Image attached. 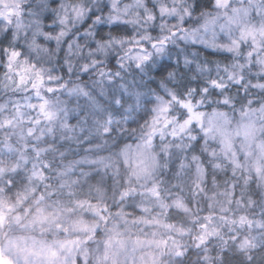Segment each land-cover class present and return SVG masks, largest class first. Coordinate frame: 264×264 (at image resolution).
Masks as SVG:
<instances>
[{
  "label": "clouds",
  "instance_id": "1",
  "mask_svg": "<svg viewBox=\"0 0 264 264\" xmlns=\"http://www.w3.org/2000/svg\"><path fill=\"white\" fill-rule=\"evenodd\" d=\"M0 264H264V0H0Z\"/></svg>",
  "mask_w": 264,
  "mask_h": 264
}]
</instances>
